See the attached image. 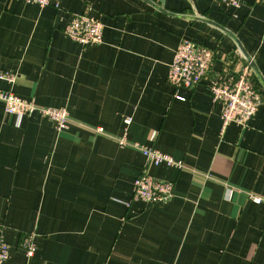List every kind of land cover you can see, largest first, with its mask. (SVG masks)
<instances>
[{
	"label": "crops",
	"instance_id": "crops-1",
	"mask_svg": "<svg viewBox=\"0 0 264 264\" xmlns=\"http://www.w3.org/2000/svg\"><path fill=\"white\" fill-rule=\"evenodd\" d=\"M57 0L59 8L0 0V89L65 108L57 132L38 112L17 118L0 102V223L7 264H264V87L248 126L221 129L203 85L168 84L182 39L214 53L206 80L247 65L264 78V1ZM74 14L102 24L81 46L63 29ZM131 123L125 125L124 118ZM101 128L102 133L96 129ZM153 147L183 168L148 163L119 139ZM141 172L174 184L168 201L131 199ZM34 234L26 260L23 240Z\"/></svg>",
	"mask_w": 264,
	"mask_h": 264
},
{
	"label": "built area",
	"instance_id": "built-area-1",
	"mask_svg": "<svg viewBox=\"0 0 264 264\" xmlns=\"http://www.w3.org/2000/svg\"><path fill=\"white\" fill-rule=\"evenodd\" d=\"M26 1L36 3L40 7L53 5V7L59 8L57 0ZM213 1L231 7H240L242 2L241 0ZM63 32L72 41L83 47L98 45L102 41V24L88 14L72 15ZM213 59L214 53L211 49L195 44L188 39H182L178 43L173 58L168 65L166 80L174 88L193 89L198 85H203L212 101L221 105L222 130L230 123H235L242 128L248 126L262 100L260 92L256 89L253 81L250 80L251 74L248 65L244 66L235 76L224 81L206 80ZM0 80L13 83L15 75L0 69ZM0 102L4 106L5 114L17 118L30 117L33 113L38 112L53 123L57 132L66 130L71 123L69 113L65 108L39 107L14 95L11 91L0 89ZM123 122L125 125H129L131 118L125 117ZM96 131L102 133L101 128H97ZM119 144L121 147H131L140 151L145 160L152 165L183 168L182 162L153 147L130 142L125 138H120ZM173 188L172 181L157 179L150 174L141 172L133 181L131 199L153 205L170 200L173 197ZM249 196L253 202L264 204L263 198ZM22 248L25 259L29 260L36 251L34 234H29L24 238ZM9 259L10 246L3 236L0 223V264H7Z\"/></svg>",
	"mask_w": 264,
	"mask_h": 264
},
{
	"label": "water",
	"instance_id": "water-1",
	"mask_svg": "<svg viewBox=\"0 0 264 264\" xmlns=\"http://www.w3.org/2000/svg\"><path fill=\"white\" fill-rule=\"evenodd\" d=\"M236 43H237V49H236L237 54L241 55V57L245 60L250 71L253 73L257 81H259L261 85L264 87V78L262 77L254 59L245 52V50L243 49V47L240 45V43L237 40H236Z\"/></svg>",
	"mask_w": 264,
	"mask_h": 264
}]
</instances>
